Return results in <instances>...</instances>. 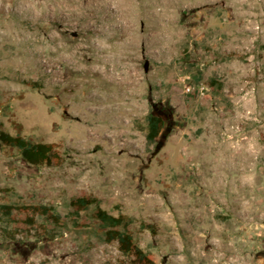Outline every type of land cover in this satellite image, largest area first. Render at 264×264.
<instances>
[{
  "label": "rangeland",
  "instance_id": "374dc122",
  "mask_svg": "<svg viewBox=\"0 0 264 264\" xmlns=\"http://www.w3.org/2000/svg\"><path fill=\"white\" fill-rule=\"evenodd\" d=\"M0 127L63 156L0 144V204L94 196L157 264H264V0H0ZM125 261L86 231L0 237V264Z\"/></svg>",
  "mask_w": 264,
  "mask_h": 264
},
{
  "label": "trees",
  "instance_id": "16d2710c",
  "mask_svg": "<svg viewBox=\"0 0 264 264\" xmlns=\"http://www.w3.org/2000/svg\"><path fill=\"white\" fill-rule=\"evenodd\" d=\"M165 127L161 116H147L146 139L152 145ZM0 144L19 152L21 158L33 166H59L63 156L56 143L34 142L21 135H13L0 127ZM96 222L91 227L90 222ZM135 220L128 216H114L101 207L94 196L73 197L66 204L65 213L51 204H0V237L17 242L35 237L56 239L65 231H86L103 242L117 244L129 264H157L136 240ZM147 228L153 229V226Z\"/></svg>",
  "mask_w": 264,
  "mask_h": 264
},
{
  "label": "bare ground",
  "instance_id": "6f19581e",
  "mask_svg": "<svg viewBox=\"0 0 264 264\" xmlns=\"http://www.w3.org/2000/svg\"><path fill=\"white\" fill-rule=\"evenodd\" d=\"M19 15H20V14H19ZM100 48H101V49H105V50H106V46H104V47H102V46H101Z\"/></svg>",
  "mask_w": 264,
  "mask_h": 264
}]
</instances>
